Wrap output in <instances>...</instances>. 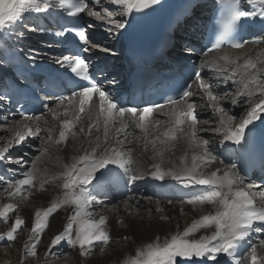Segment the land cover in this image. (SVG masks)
<instances>
[{"label":"snow or ice","instance_id":"obj_1","mask_svg":"<svg viewBox=\"0 0 264 264\" xmlns=\"http://www.w3.org/2000/svg\"><path fill=\"white\" fill-rule=\"evenodd\" d=\"M163 2L164 0H111L110 6L113 10L108 8L96 10L99 6L97 0H0V40H5L9 46L25 38L24 29L28 27L26 23L28 13L52 15L59 9L57 14L73 18L71 20L93 17L105 22L103 32L99 34L101 36L99 40L96 39L97 33L90 31L95 27L90 23L67 22L60 25L59 30L56 31L45 27H33L31 29L33 32L47 33L59 38V43L64 45L67 54H62L55 59V64L59 65V68L37 82L34 79L35 74L43 67L42 64L37 63L39 53L32 49L30 55L26 54L29 55L30 60L26 63L14 51L12 58L18 60V65H23L27 71L17 75L14 88L0 89V113L3 112L2 106L5 102L9 106L14 105L22 110L27 101L32 99L40 102L43 109L42 115L53 111L48 101L59 104L67 101L70 107L75 103L78 105L79 113H84L91 111L95 100L98 114L104 117V144L99 143L98 136L91 150L85 151L84 155L79 157L81 166L78 167L74 163L67 173L68 179L63 183L64 203L74 205L75 211L64 231L51 239L48 246L49 252L53 248L64 245L69 247L78 245L79 255L89 256L95 247L109 243L110 235L105 227L106 217L100 216L98 221L85 219V217H91V213L86 209L93 204L103 205V201L96 199V196L104 194L108 186L128 185L143 179L142 175L133 171L131 149L125 150L119 146L122 140L129 139L131 135L127 131L129 127L147 132V122L153 113L167 114L165 112L167 108L182 104L183 107L179 109L175 123L179 126L190 122L191 136L196 138L197 102L196 100L189 102L193 96L201 101H207L213 114L219 115V127L212 131L219 135L218 144L225 153H231L233 146L243 148L249 144L254 138L255 123L260 121L264 124V63L258 65L249 59L242 66L236 64L231 73L213 63L211 73L214 78L210 79L206 71L210 62L199 60L200 56L219 50L226 39L232 47L243 48L248 41L237 38L238 33L248 21H255L264 26V0H247V3L257 5V8L249 10L244 9L241 0H228L227 22L222 24L219 34H217L216 26L213 25L210 46L202 47L199 54H197L195 32L202 26L199 10L204 7V3L202 0H182L181 9L185 12L183 23L193 30V38L183 47L189 64L183 66L180 72L187 71V78L183 80L169 78L175 79L176 95H165L161 101L145 100L141 97L137 102H133L114 95L111 90H105V82L101 79L106 73L105 62H95L84 54L99 48L102 52L114 55L113 47L109 46L110 42L122 38L138 18L147 16L149 11H154L156 6H162ZM203 26L207 27V25ZM167 54L168 45L165 43L161 45L159 55L162 59H166ZM193 57H196L199 62H194ZM6 64L7 61H0V67ZM61 69L65 70L67 79L60 74ZM69 80L73 82L72 85L68 83ZM108 83L115 85L117 81L113 77ZM228 85L235 88L236 95L230 94ZM222 86L225 90L217 92L216 90ZM225 99L231 100V105L227 108L220 104ZM22 100L25 102L22 103ZM237 105L241 108L239 117L235 114L230 115L233 107ZM12 115L11 112L4 113V122H8V118ZM20 115L22 120L33 121L35 127L31 124L22 125V131H16L13 139L0 145V162L12 159L6 154L10 152L13 144L19 145L29 138L39 140L41 145L44 143L40 136L42 129L39 118L23 111ZM237 119L239 122L234 123ZM78 120L79 116H76L75 121L63 122V130L59 133L57 143L67 141L68 133L73 131ZM117 122L120 125L117 132L124 133V136L109 141L108 125H115ZM93 129L98 130L96 125L90 126L89 135ZM79 131L81 134L84 133L83 128ZM164 135L170 136L173 140L176 139L175 129L165 132ZM208 145L209 139H203L202 153L192 157V166H185L184 175L165 173L157 167L153 176L163 180L165 175H172L179 181H186V186H207L209 190L206 194L197 195L195 199H190L188 202L220 203L223 210L204 215L187 227L182 234L177 233L171 236L170 241L163 244L159 242L148 244L146 250L141 249L130 264H264V238L260 239L257 245L248 243L253 234H264V192L260 196L262 202L257 204L256 198L242 187L246 185L247 173L241 174L242 170L230 156L226 162L214 155ZM40 150L43 151L42 148ZM15 159L17 163L24 162L23 157ZM217 161L223 165V168H217L208 176L199 172L201 164L206 167ZM260 164L264 168V158L261 159ZM2 179L3 177H0V180ZM34 179L33 174L27 173L25 178L9 182L5 190L9 197L18 196L24 186H28L29 189L34 187ZM247 186L252 187V185ZM14 210V204H5L3 210H0V217L7 220L8 213ZM55 210L56 205H52L43 213L35 214V224L32 228L34 234L38 235L48 227V218ZM77 220H79L80 229L73 238V223ZM24 223V219L17 217L11 229L6 234H0V240L14 241L15 234ZM209 228H213L210 233L188 239L194 232ZM38 243L39 240L36 239L31 244L29 253L31 256H36Z\"/></svg>","mask_w":264,"mask_h":264},{"label":"bare ground","instance_id":"obj_2","mask_svg":"<svg viewBox=\"0 0 264 264\" xmlns=\"http://www.w3.org/2000/svg\"><path fill=\"white\" fill-rule=\"evenodd\" d=\"M110 2L111 0H108V4L103 3V5L107 4L106 6H109ZM199 12L203 25V21L205 20V17H203L204 11L200 9ZM189 28L188 25L183 24L179 25L176 30L175 42L171 51L176 48V51L173 52L178 57L185 58V55L183 52L177 50L182 47L177 42L188 43L193 38V30L190 28V31H187ZM201 29L202 26L196 30L195 38L201 33ZM24 30L28 31L30 28L27 27ZM178 32L183 34L178 35ZM29 35V32H25L24 40L29 38ZM189 35L190 40L187 39ZM34 43L38 44L39 50H44L43 52H38L43 57L46 55L51 60L55 58L45 51L48 47L42 42L34 41ZM224 56H227L226 62L223 65L216 66L230 68V71H232L236 64L242 66L249 59L259 65L264 63V46L248 45L240 49L229 50L228 55L225 54ZM218 58V54H213L209 56L208 61L210 64H213L219 62ZM191 100H196L198 119L201 118L196 125V138L191 136L192 128L190 127V122H185L179 126L175 123L178 118V111L183 107L182 104L167 108L165 110L167 114L158 112L161 115L163 114V118H156L152 115L147 122V132L132 127L127 129L131 135L129 139L122 140L119 146L125 150L131 149L133 171L143 176V179L135 182L141 188V193L131 195L128 199H117L114 195H107L106 197L98 199L103 201L102 206L93 204L86 209L87 212L91 213V217H85V219L98 221L100 216L106 217L107 222L105 227L110 235V241L114 242L113 245H115V248H110L112 245L110 243L97 246L89 256H80L78 245L75 246L77 247L76 249L64 245L63 247L53 248L51 252H49L48 246L54 235L64 231L70 217L75 211L74 205L64 203L65 190L63 183L68 179L67 173L72 164L75 163L78 167L81 166L79 157L84 155L85 151L91 150L96 144L98 136L100 137L99 143L101 145L104 144V117L98 114L94 100L91 111L79 113L78 105H75V103L71 107L68 105V102H64L63 104L56 103L52 107V115L54 114L53 116L55 118L48 115L39 118V125L42 129L40 136L44 141H51L52 147L50 154L46 158L38 159L34 164V187L29 189L28 186H24L20 195L9 197L5 190L7 186L2 188L0 184V190L2 192L0 210H3L5 204L12 203L15 205V210L8 213L7 220L9 221V226L7 227L9 229L4 227L0 233L4 230L9 231L17 217L25 221L24 225L17 231L18 233L24 228L22 230L24 234L20 235L18 239L17 249H21V251L18 250L21 255H19L20 258L18 257L17 261L20 264H44L40 262V259L37 261L36 258L29 259L28 261L23 260V257H25L24 254L30 253L31 244L38 239L39 243L36 246V255H40L41 258L46 257L48 259L52 256H57L56 253L67 252V250L73 252L72 257L67 260L65 259V261L63 260L62 264H126L128 262L130 264L141 249L146 250L148 244H155L157 242L163 244L166 241H170L171 236L177 233L182 234L187 227L201 219L204 215L215 214L217 211L223 210L220 203L188 202L190 199H195L197 195L206 194L209 189L201 190L192 197L183 196L181 198L179 195L174 198L165 197L159 192L162 186H178L176 187L178 192L186 188V193H188L192 188L197 189L200 185L186 186V181H179L172 175H165L163 180L156 179L153 176L157 171V167L165 173L184 175L183 169L185 166H192V157L199 156L202 153V140L205 138L209 139V150L222 159L221 155H218V150L215 151L217 137L212 133V129L219 127V115L212 113V109L209 107L207 101H201L195 96L191 97L189 102ZM220 104L227 108L231 105V100H222ZM232 111L234 113L230 112V115L235 114L239 117L241 108L237 105L233 107ZM76 116H79V120L76 121L73 131L68 133L67 141L57 143L59 133L63 130V122L65 120L75 121ZM238 122L239 119L234 123ZM24 124H31V126L35 127L33 121L22 119L19 121L15 120L10 126H0V143L5 138L6 141L13 139L16 131L23 130L22 125ZM92 125H96L98 130L93 129L91 135H89L88 129ZM119 127L118 122L115 125H108L107 135L109 141H112L113 138H122L124 136V133L117 132V128ZM255 127L264 128V124L257 121ZM81 128L84 129L83 134L79 131ZM171 129H175L176 139L174 140L170 136L164 135L165 132H169ZM198 145L201 146L198 147ZM36 146H39V140L29 138L19 145L13 144L10 153H17L18 149H29L27 151L28 153L35 154V149H38ZM147 146L149 147L146 149ZM2 162H0V169H3V165H5L4 161ZM198 163L200 162L198 161ZM217 168H223V165L219 161L206 167L201 164L199 172L204 176H208ZM43 186L49 189L46 188L48 192L41 190ZM262 188L264 187L260 186V184H254L252 187L253 193L260 192L261 194L264 191V189L262 191ZM144 193L148 194L147 199L143 196ZM27 202L31 203L32 206H24ZM34 203L37 206H34ZM52 205H56V210L48 218V227L38 235L34 234L32 228L35 224V214L37 212L43 213ZM0 218L4 219L3 217ZM79 229L80 223L77 220L73 223V238H75ZM212 230L213 228L207 230L200 229L198 232H194L188 239L198 238L202 234L210 233ZM252 237L259 241L264 238V234L260 236L259 234H253ZM252 237L248 243L257 245L252 241ZM2 253H4V250L0 249V254ZM14 256V252H12L11 261H15Z\"/></svg>","mask_w":264,"mask_h":264},{"label":"rangeland","instance_id":"obj_3","mask_svg":"<svg viewBox=\"0 0 264 264\" xmlns=\"http://www.w3.org/2000/svg\"><path fill=\"white\" fill-rule=\"evenodd\" d=\"M107 3V2H106ZM108 4V3H107ZM110 6V5H109ZM187 31H190V28L187 30ZM183 33H180V32H178V35H182ZM191 35V34H190ZM190 35H189V38H187L188 40H190ZM262 43H258V44H256V46H264V39H262ZM178 43V45H180L181 44V41H180V43L179 42H177ZM253 45H255V44H253ZM179 52H183V49L182 48H179V49H177ZM173 51H176V48H175V50H173ZM172 51V52H173ZM184 53V52H183ZM239 60V59H238ZM232 95H236V90H234V94H232ZM56 105V104H55ZM233 112V111H232ZM213 113V112H212ZM234 113V112H233ZM54 115V114H53ZM52 114L50 115L52 118H55V116H53ZM156 116V118H163V115H161V114H157V115H155ZM161 116V117H160ZM203 120V119H202ZM19 121V120H18ZM200 121V119L198 120V122ZM7 126H10V125H7ZM2 127H5V126H2ZM213 133V135L215 134L216 135V137H217V141L215 142V146H219L218 145V140H219V135L217 134V133H215V132H212ZM149 136V135H148ZM1 140V139H0ZM6 142V138L3 140V142L2 143H0V145H2V144H4ZM38 149H35V154H32V153H28L27 151L29 150V149H18V152L17 153H8V154H6V156H8V155H10L11 157H12V159L11 160H5L4 161V163H5V165H3V169H4V167L6 166V167H11L12 169V171H14V172H17V177L15 178V180H17V179H22V178H25L26 177V174L27 173H31V174H33L34 175V164L36 163V161L38 160V159H44V158H46V156L47 155H49L50 154V149H51V147H52V143H51V141H49V140H45L44 141V143L41 145L40 144V142H39V146H36ZM149 146H147L146 147V149L148 148ZM43 149V151H41L40 149ZM15 150V149H14ZM23 152V153H22ZM16 157H23L24 158V162L23 163H17L16 162ZM37 157H39L38 159H37ZM3 163V162H2ZM0 177H3L2 175H0ZM14 180V181H15ZM13 181V182H14ZM8 183L9 182H7L6 181V179L3 177V179L2 180H0V184H1V186H2V188H4V187H6L7 185H8ZM257 182H255V181H252V180H248L247 178H246V185L245 186H242L243 187V189L244 190H246V191H249L255 198H256V200H257V204H260L262 201H261V199H259L260 198V196H261V194H260V192H257V193H253V190H252V187L254 186V184H256ZM247 185H252V187H248ZM47 187L45 186H43V188L41 189L42 191L44 190V192H48V190L46 189ZM263 189L264 188H262V191H263ZM46 190V191H45ZM30 191V190H29ZM28 191V192H29ZM44 192H41V193H44ZM264 192V191H263ZM1 198H2V192H1V190H0V200H1ZM96 199H100V197H97ZM147 199V198H146ZM30 201V200H29ZM28 201V202H29ZM27 202V204L26 205H24V206H27V207H31L32 205H31V203H28ZM21 205H23V204H21ZM34 206H37L36 205V203H34L33 204ZM7 226H9V221L8 220H5V219H1L0 218V231H1V229H3L4 227H6V228H8ZM9 229V228H8ZM22 230H24V228L22 229ZM19 231L18 233H16L15 234V236H16V239L14 240V241H11V242H9V241H7V240H0V249H2V250H4V253H2V254H0V264H20L17 260H18V257L20 258V256L19 255H21V253H20V251H21V249H17V246H18V239H19V236L20 235H22V234H24V232L23 231ZM8 231L7 230H4V231H2L0 234H6ZM252 241L254 242V243H256V244H258V241H257V239L256 238H254V237H252ZM110 243V248H115L114 246L115 245H113V243L114 242H112V241H110L109 242ZM71 248V247H70ZM77 247H74V249H76ZM18 250H20V251H18ZM12 252H14V260L15 261H11V255H12ZM17 252H19L18 253V256H17ZM23 252H24V250H23ZM25 253V252H24ZM63 253H66V254H62V255H57V256H52V257H50V258H48V259H46V257L44 258V257H40V255H36V256H31V255H29L28 253H25L24 255H25V257H23V260H26V261H28L29 259H34V258H36V260L38 261L39 259H40V262L41 263H44V264H62L63 263V260L65 261V259L67 260V259H69V258H71L72 257V254H73V252L72 251H69V250H67V252L65 251V252H63ZM68 257V258H67ZM179 259V258H178ZM126 264H129V262L128 263H126Z\"/></svg>","mask_w":264,"mask_h":264}]
</instances>
